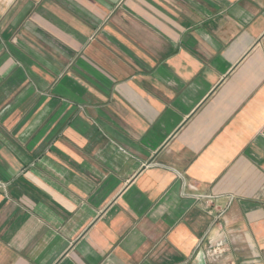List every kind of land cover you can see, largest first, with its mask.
I'll return each instance as SVG.
<instances>
[{
    "label": "crops",
    "instance_id": "1",
    "mask_svg": "<svg viewBox=\"0 0 264 264\" xmlns=\"http://www.w3.org/2000/svg\"><path fill=\"white\" fill-rule=\"evenodd\" d=\"M0 264H264V0H0Z\"/></svg>",
    "mask_w": 264,
    "mask_h": 264
}]
</instances>
